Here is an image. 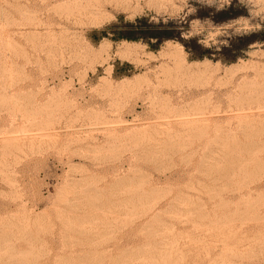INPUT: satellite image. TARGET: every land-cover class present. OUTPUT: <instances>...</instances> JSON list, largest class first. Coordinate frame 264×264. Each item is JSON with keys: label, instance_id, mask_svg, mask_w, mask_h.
I'll use <instances>...</instances> for the list:
<instances>
[{"label": "rangeland", "instance_id": "374dc122", "mask_svg": "<svg viewBox=\"0 0 264 264\" xmlns=\"http://www.w3.org/2000/svg\"><path fill=\"white\" fill-rule=\"evenodd\" d=\"M0 264H264V0H0Z\"/></svg>", "mask_w": 264, "mask_h": 264}, {"label": "bare ground", "instance_id": "6f19581e", "mask_svg": "<svg viewBox=\"0 0 264 264\" xmlns=\"http://www.w3.org/2000/svg\"><path fill=\"white\" fill-rule=\"evenodd\" d=\"M74 2H75V1H74ZM78 3H79V2H78ZM73 4H74V3H73ZM76 4H77V3H76ZM76 4H75V5H76ZM79 4H81V2H80ZM85 4H87V3H85ZM88 4H89V3H88ZM83 5H84V4H83ZM84 6H85V5H84ZM78 7H79V6H78ZM88 7H89V6H88ZM94 22H95V20H94ZM95 24H96V22H95ZM93 25H94V24H93ZM20 38H21V37H20ZM123 44H124V43H123ZM129 50H130V49H128V47H127V48H124V49H123L124 52L122 51L124 54L121 52L122 54H120V55H125V53H129V52H128ZM126 57H127V56H126ZM173 63H174L175 65H180V64H179L180 62H178V63H177V62H173ZM180 67H181L185 72H188V71H189V69H184V66H181V65H180ZM182 125H183V124H182ZM231 158H232V157H231ZM232 160H233V159H232ZM121 183H122V182H121ZM84 191H85V190H84ZM80 192H81V191H80ZM87 192H88V191H87ZM85 193H86V192H85ZM88 194H89V192H88ZM131 197H132V195H131ZM132 199H133V197H132L131 199L129 198V200H128V203L130 204L131 207H133V204H134V201H133L134 199H133V200H132ZM83 200H85V199H83ZM87 201H88V200H87ZM89 201H90V200H89ZM85 204H86V203H85ZM87 205H88V204H87ZM91 206H92V205H91ZM97 207H98V206H97ZM133 208H134V207H133ZM95 210H96V209H95ZM68 215H69V214H68ZM114 216H116V215H114ZM116 217H117V216H116ZM112 221H113V220H112ZM74 234H75V233H74ZM76 234H77V233H76ZM78 259H79V258H78Z\"/></svg>", "mask_w": 264, "mask_h": 264}, {"label": "trees", "instance_id": "16d2710c", "mask_svg": "<svg viewBox=\"0 0 264 264\" xmlns=\"http://www.w3.org/2000/svg\"><path fill=\"white\" fill-rule=\"evenodd\" d=\"M129 29L131 30V31H135L136 29H135V27H134V25H130L129 26ZM126 38V40H131L129 37H125ZM133 40V39H132ZM135 40V39H134Z\"/></svg>", "mask_w": 264, "mask_h": 264}]
</instances>
